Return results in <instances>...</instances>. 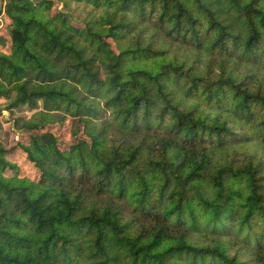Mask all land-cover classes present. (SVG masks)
I'll use <instances>...</instances> for the list:
<instances>
[{"label":"trees","instance_id":"16d2710c","mask_svg":"<svg viewBox=\"0 0 264 264\" xmlns=\"http://www.w3.org/2000/svg\"><path fill=\"white\" fill-rule=\"evenodd\" d=\"M38 1L5 0L0 264H264V0Z\"/></svg>","mask_w":264,"mask_h":264},{"label":"rangeland","instance_id":"374dc122","mask_svg":"<svg viewBox=\"0 0 264 264\" xmlns=\"http://www.w3.org/2000/svg\"><path fill=\"white\" fill-rule=\"evenodd\" d=\"M40 1V0H39ZM38 1V2H39ZM54 3L52 5V9L50 11L51 15H54L56 11H63L64 5L60 3L59 0H52ZM5 7L6 2L5 0H0V38H3L5 40V44H0V52H9L10 45H11V37H10V19L5 14ZM81 12L82 14L88 13L87 10H80L76 9V6L72 4V11L76 16L79 17L77 11ZM77 26H83V24L79 21H76L74 23ZM112 43V46L114 47L115 44L113 41H109ZM7 106V102L4 99H0V108L4 109ZM30 117L32 116V111L29 110L27 106H23L20 109H16L11 112H3V117L1 118V126H0V137L6 138V136H9L10 139L14 142L15 140H27V137H23V133L21 131H15V119L19 117ZM60 119H64V125L60 127L58 131V137L59 140L64 144H71L73 141V138L71 136V130H72V120L68 116L64 114H58ZM84 123L81 122V129L83 130ZM10 160L12 163L16 166L15 169L8 170L7 174L9 176H17V177H28V178H35L36 175V168L34 164L28 162L27 156L24 153L22 149H18L17 151L13 152L10 155Z\"/></svg>","mask_w":264,"mask_h":264}]
</instances>
